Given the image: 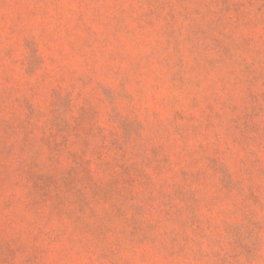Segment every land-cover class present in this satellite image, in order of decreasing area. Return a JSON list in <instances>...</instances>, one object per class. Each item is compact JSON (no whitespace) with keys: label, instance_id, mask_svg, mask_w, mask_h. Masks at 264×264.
<instances>
[{"label":"rangeland","instance_id":"1","mask_svg":"<svg viewBox=\"0 0 264 264\" xmlns=\"http://www.w3.org/2000/svg\"><path fill=\"white\" fill-rule=\"evenodd\" d=\"M0 264H264V0H0Z\"/></svg>","mask_w":264,"mask_h":264}]
</instances>
